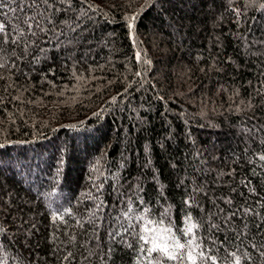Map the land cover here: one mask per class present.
Segmentation results:
<instances>
[{
	"label": "trees",
	"instance_id": "obj_1",
	"mask_svg": "<svg viewBox=\"0 0 264 264\" xmlns=\"http://www.w3.org/2000/svg\"><path fill=\"white\" fill-rule=\"evenodd\" d=\"M0 25V264H148L161 220L264 264V0H0Z\"/></svg>",
	"mask_w": 264,
	"mask_h": 264
},
{
	"label": "snow or ice",
	"instance_id": "obj_2",
	"mask_svg": "<svg viewBox=\"0 0 264 264\" xmlns=\"http://www.w3.org/2000/svg\"><path fill=\"white\" fill-rule=\"evenodd\" d=\"M129 28H132L131 22L129 23ZM2 30L3 25H0V31ZM139 56L140 54L137 53L138 59ZM145 62L147 63V61ZM2 146L0 145V147ZM261 159L264 160V156ZM153 223H156L155 227H148L146 225L144 228L145 234L139 236L143 244L148 245V247H142L140 249V251L146 253L148 264H153V261H155V264H161L162 261L173 262V264H203L205 260H210L211 264H217L215 257L200 249V244L195 238L187 242H181L180 239L172 235L170 227L164 226L163 220L159 222H148V224ZM196 227L197 225L189 223L184 229V234L189 235L193 233V229ZM154 253L158 255L154 256ZM232 255L234 256V264H241L240 257L236 256L235 253Z\"/></svg>",
	"mask_w": 264,
	"mask_h": 264
},
{
	"label": "rangeland",
	"instance_id": "obj_3",
	"mask_svg": "<svg viewBox=\"0 0 264 264\" xmlns=\"http://www.w3.org/2000/svg\"><path fill=\"white\" fill-rule=\"evenodd\" d=\"M29 155H31L30 153H29ZM63 168H61L60 166H56L55 167V171L56 172H58L59 173V171H61ZM32 175H33V173H32ZM58 176H60V174L58 175ZM51 178H53L54 180H52V182H53V185H52V187H53V189H55V190H57L58 189V186H56L55 185V183H56V181H57V177H56V175L54 174V177H51ZM55 192V191H54ZM51 196H53V195H51ZM48 198H49V204H52V205H54L55 206V203H56V206L58 207V208H61L60 207V204L63 202V201H61L62 200V198H57V199H55V203H53V201L52 200H50V197L48 196ZM61 201V202H60Z\"/></svg>",
	"mask_w": 264,
	"mask_h": 264
}]
</instances>
